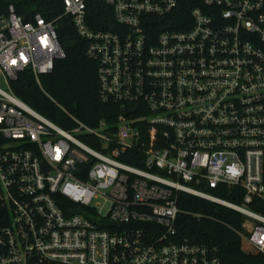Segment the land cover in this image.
Masks as SVG:
<instances>
[{
	"label": "built area",
	"instance_id": "obj_1",
	"mask_svg": "<svg viewBox=\"0 0 264 264\" xmlns=\"http://www.w3.org/2000/svg\"><path fill=\"white\" fill-rule=\"evenodd\" d=\"M101 1L108 28L89 25L86 0H62L60 16L97 62L100 100L121 107L114 126L48 96L63 127L12 92L25 70L41 88L63 50L56 18L0 11V264H220L180 235L178 215L199 216L180 193L242 214L236 233L264 255L250 208L264 202V0Z\"/></svg>",
	"mask_w": 264,
	"mask_h": 264
},
{
	"label": "trees",
	"instance_id": "obj_2",
	"mask_svg": "<svg viewBox=\"0 0 264 264\" xmlns=\"http://www.w3.org/2000/svg\"><path fill=\"white\" fill-rule=\"evenodd\" d=\"M9 3L15 6L16 13L22 15L25 21L34 12H40L47 19L56 18L55 30L63 50V57L54 61L53 70L39 77L42 89L37 85L33 74L25 70L11 81L12 92L32 109L63 127L67 124V119L61 108L91 127L97 126L102 119L111 126L115 124L121 107L100 100L97 62L87 57V43L78 35L71 18L68 15L60 16L63 10L62 0H0V11ZM86 4L90 26L108 28L112 24L109 6L101 0H86ZM134 152L132 151L133 154ZM120 158L142 166L129 155ZM208 191L222 199L239 203L236 189L229 190L219 186ZM60 206L65 214L72 213L65 205ZM178 206L184 211L199 215H178L177 228L180 235L191 242L216 246L220 264H264V255L236 233V230L242 229L245 220L242 214L186 193L179 194ZM250 208L264 215V202L254 200Z\"/></svg>",
	"mask_w": 264,
	"mask_h": 264
},
{
	"label": "rangeland",
	"instance_id": "obj_3",
	"mask_svg": "<svg viewBox=\"0 0 264 264\" xmlns=\"http://www.w3.org/2000/svg\"><path fill=\"white\" fill-rule=\"evenodd\" d=\"M1 85V84H0Z\"/></svg>",
	"mask_w": 264,
	"mask_h": 264
}]
</instances>
